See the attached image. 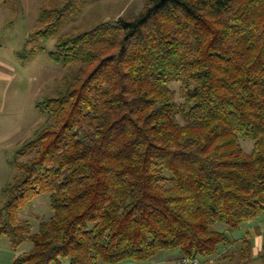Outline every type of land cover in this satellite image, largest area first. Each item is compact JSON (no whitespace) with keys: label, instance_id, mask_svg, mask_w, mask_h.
<instances>
[{"label":"trees","instance_id":"1","mask_svg":"<svg viewBox=\"0 0 264 264\" xmlns=\"http://www.w3.org/2000/svg\"><path fill=\"white\" fill-rule=\"evenodd\" d=\"M97 1L45 0L33 36ZM50 55L78 68L40 103L46 125L3 188L0 235L33 244L15 264H135L175 249L210 261L264 215V0H147L60 34ZM42 193L53 214L33 232L22 213ZM233 259L264 264V251L246 235Z\"/></svg>","mask_w":264,"mask_h":264},{"label":"rangeland","instance_id":"2","mask_svg":"<svg viewBox=\"0 0 264 264\" xmlns=\"http://www.w3.org/2000/svg\"><path fill=\"white\" fill-rule=\"evenodd\" d=\"M44 1L0 0V208L3 188L18 175V162L32 155L22 156L19 150L35 137L37 130L43 128L48 120L49 115L40 103L64 90V77L78 68L77 65L69 68L51 57L50 51L54 50L58 36L72 31L74 27L83 30L100 21L114 22L122 15L134 17L147 0L92 2L80 17L72 18L58 35L49 39L33 36ZM39 47L43 49L32 52ZM173 87L178 89L179 84ZM243 144L246 150L252 147L248 141H243ZM26 209L22 215L31 219L33 232H36L39 222L53 214L50 193L38 195ZM218 228L223 230L226 225ZM32 246V242L27 241L15 249L7 235H0V264H15L17 255ZM181 254L178 249L165 250L149 261L135 264H181L180 261L174 262ZM200 260V264H209L207 258ZM227 262L235 264L234 260L228 259Z\"/></svg>","mask_w":264,"mask_h":264},{"label":"crops","instance_id":"3","mask_svg":"<svg viewBox=\"0 0 264 264\" xmlns=\"http://www.w3.org/2000/svg\"><path fill=\"white\" fill-rule=\"evenodd\" d=\"M231 235L236 241L232 244L222 246L219 258L217 256V258L211 259L208 261L209 264H228V259L234 260L233 251L237 250L235 246L240 248L241 238L246 235L252 236L254 242V256H259L260 253L264 251V215L258 220L250 222L241 229L234 231ZM181 258L182 254L181 256H178L177 260H174V262L179 263ZM250 264H263V262L260 259H254Z\"/></svg>","mask_w":264,"mask_h":264},{"label":"built area","instance_id":"4","mask_svg":"<svg viewBox=\"0 0 264 264\" xmlns=\"http://www.w3.org/2000/svg\"><path fill=\"white\" fill-rule=\"evenodd\" d=\"M181 264H200V259L184 257L180 261Z\"/></svg>","mask_w":264,"mask_h":264}]
</instances>
